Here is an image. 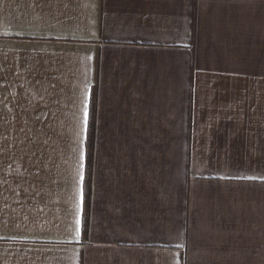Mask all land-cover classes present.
<instances>
[{"label":"crops","instance_id":"crops-1","mask_svg":"<svg viewBox=\"0 0 264 264\" xmlns=\"http://www.w3.org/2000/svg\"><path fill=\"white\" fill-rule=\"evenodd\" d=\"M0 264H264V0H0Z\"/></svg>","mask_w":264,"mask_h":264},{"label":"trees","instance_id":"trees-1","mask_svg":"<svg viewBox=\"0 0 264 264\" xmlns=\"http://www.w3.org/2000/svg\"><path fill=\"white\" fill-rule=\"evenodd\" d=\"M95 118H96V92L93 89L89 104V116L86 129V165L84 172V210L82 217V235L87 237L89 229V210L91 202V172H92V140L95 133Z\"/></svg>","mask_w":264,"mask_h":264}]
</instances>
